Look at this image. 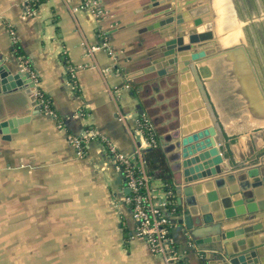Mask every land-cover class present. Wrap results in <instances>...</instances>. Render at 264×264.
I'll list each match as a JSON object with an SVG mask.
<instances>
[{
  "label": "crops",
  "instance_id": "0c3cea01",
  "mask_svg": "<svg viewBox=\"0 0 264 264\" xmlns=\"http://www.w3.org/2000/svg\"><path fill=\"white\" fill-rule=\"evenodd\" d=\"M93 1L45 0L24 17L25 0H0V60L15 73L28 59L56 112L36 109L29 85L0 93V120L29 116L0 133V264H166L135 233L106 143L127 155L150 148L141 115L157 125L176 198L179 187L264 168V0L173 1L186 25L213 22V37L179 56V69L191 62L178 80L147 69L161 54L144 30L157 19L150 0ZM85 129L94 133L81 155L69 133ZM212 137L218 166L204 155ZM180 218L171 215L185 260L232 264L223 241L198 244Z\"/></svg>",
  "mask_w": 264,
  "mask_h": 264
},
{
  "label": "water",
  "instance_id": "95a60500",
  "mask_svg": "<svg viewBox=\"0 0 264 264\" xmlns=\"http://www.w3.org/2000/svg\"><path fill=\"white\" fill-rule=\"evenodd\" d=\"M173 1L176 0H150L149 8L155 9L151 13L157 19L144 30L150 29L158 34L156 48L161 52L147 69H155L161 75L174 73L173 79L178 80L179 73L188 71L191 62L185 58V67L179 69V56L191 50L195 44L212 38L213 22L186 25L187 19L179 12L180 5L171 7ZM202 54L204 51H201V54L195 52L193 58L196 59ZM198 72L205 76L204 65H198L196 73ZM25 84L29 85L27 92L33 103L37 104V96L33 90L35 81L30 73L22 70L12 73L8 64L0 60V93ZM36 109H40L38 104ZM28 117L13 116L0 120V133L16 131L17 126ZM211 131L215 133L214 128H211ZM210 143L213 146L204 155L211 156L209 162L218 166L224 160L223 153L213 137ZM218 168V172L221 171V168ZM178 193L177 215L181 216L179 221L191 230L198 244L221 240L227 246L232 264H264L263 166L237 175L230 173L184 188L179 187ZM182 193L185 194V203L181 197ZM222 249L219 247L220 251ZM219 259H222L221 254Z\"/></svg>",
  "mask_w": 264,
  "mask_h": 264
},
{
  "label": "built area",
  "instance_id": "2783aa9c",
  "mask_svg": "<svg viewBox=\"0 0 264 264\" xmlns=\"http://www.w3.org/2000/svg\"><path fill=\"white\" fill-rule=\"evenodd\" d=\"M39 0H25L24 17L34 14L37 7L34 3ZM84 5H89L93 0H84ZM91 2V3H92ZM106 45L105 42L102 43ZM93 46L92 49L99 48ZM23 70L30 73L31 78L35 81L33 90L37 96V104L40 109L56 115L50 101L44 97L42 91L37 87L39 76L37 72L30 66L28 59L23 61ZM74 71L73 67L70 72ZM144 123L139 122V128L144 133V124L147 127H154L151 118L144 115ZM92 129H85L82 134L69 133V139L77 148L81 155L88 152L90 139L93 135ZM147 138V137H146ZM149 145L158 146V138L152 137L148 139ZM108 144V150L113 159L121 170L126 187L129 189L124 196L125 203L131 208L135 220V233L143 238L151 250L163 257L166 264H190L187 260H182L183 255L179 249V245L173 236L171 212L169 208L170 202L174 201L176 193L173 189L166 188V184L162 181L160 187H155L153 182L157 180L149 173L147 160L144 157V150L141 146H137L132 155L124 154L116 149L115 146Z\"/></svg>",
  "mask_w": 264,
  "mask_h": 264
},
{
  "label": "trees",
  "instance_id": "16d2710c",
  "mask_svg": "<svg viewBox=\"0 0 264 264\" xmlns=\"http://www.w3.org/2000/svg\"><path fill=\"white\" fill-rule=\"evenodd\" d=\"M44 1L45 0H39L37 3H34V5L36 7H38ZM13 51H14L15 55L26 58L25 53L23 52V50L20 47V44L17 41H15ZM133 90L135 91L136 89L134 88ZM43 94H44V97L46 99L49 98V96L47 94H45V93H43ZM144 117H145L144 115L140 116V121L143 123L145 121ZM151 121L153 122L154 127H150V126L147 127V125L144 124V126H143L144 134L148 139H151L152 137L158 138L159 132H158L157 125L154 123L152 118H151ZM144 157L147 160V166L149 169V173H151L154 178L161 179L162 181H164L166 184V188L173 189V191L176 193V189H175V186L173 183V172H172V169H171L169 163L167 162L166 158L164 157L161 148L159 146H152V147L144 150ZM155 158H156V160H155ZM178 207L179 206L177 204V198L175 196L174 201L170 202V204H169L171 214L177 213ZM126 231H127V229H126ZM203 256H205V255H203ZM182 260L184 261L185 258L183 257Z\"/></svg>",
  "mask_w": 264,
  "mask_h": 264
}]
</instances>
